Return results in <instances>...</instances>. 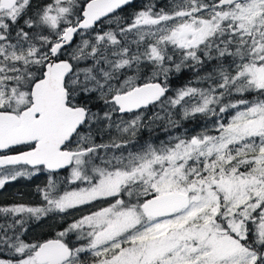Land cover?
<instances>
[{
    "label": "snow or ice",
    "instance_id": "6c2138e0",
    "mask_svg": "<svg viewBox=\"0 0 264 264\" xmlns=\"http://www.w3.org/2000/svg\"><path fill=\"white\" fill-rule=\"evenodd\" d=\"M131 3L0 0V189L49 173L42 205L0 206L13 217L0 225V253L11 254L0 264H264V0H172L128 22L116 14ZM102 21L115 29L83 38ZM182 68L195 81L165 101ZM154 104L164 116L149 124L175 126L168 109L179 107L213 129L141 140ZM109 199L55 239L22 238L25 218Z\"/></svg>",
    "mask_w": 264,
    "mask_h": 264
},
{
    "label": "rangeland",
    "instance_id": "374dc122",
    "mask_svg": "<svg viewBox=\"0 0 264 264\" xmlns=\"http://www.w3.org/2000/svg\"><path fill=\"white\" fill-rule=\"evenodd\" d=\"M172 2V1H171ZM171 5V3H170ZM123 14L122 11H118L117 12V16L123 18ZM131 22V21H128ZM109 27L115 29L116 25L115 23H112L111 25H109L108 21H102L101 24H97L93 29L89 30V32L87 34H85L83 36L84 39H90V38H94L95 34L97 31H100L101 28H103V30L107 31L109 30ZM133 36H129L128 39L131 40L133 39ZM81 42V35L79 33L76 34L71 48H68V51H71L72 48H75L77 44H79ZM135 47V46H133ZM173 71H175V69H173ZM201 75H203V72L200 73ZM161 80H163V77L160 78ZM192 81H195V74L192 75L191 77ZM207 86V85H206ZM176 94V92H175ZM170 96H166L165 99ZM100 107H102V104H99ZM97 109H95L94 111H96ZM172 113V119H174L175 117L181 116L182 117V112L180 110L179 107L175 108V109H171L168 110ZM155 113H160L161 116H164V113L158 112L156 110H151L149 107L147 108V110L144 112V127L146 129H150L153 126H157L160 123H166L168 122L167 118L162 119V120H157L155 123L149 124V118L152 117ZM140 112H133V113H126V114H119L117 113L114 116V119H116L117 121L119 120H131L134 118L135 115H139ZM232 113H230L231 115ZM212 123H208L206 124V126L204 128L207 129H213L214 126V120L212 119ZM93 128L95 129L96 126L93 125ZM140 129V130H141ZM82 132H86L87 131V126H85V128L83 130H81ZM118 135L116 132L115 127H113V129L111 130V134H108L107 132H105L104 137H103V141H101L99 139V137L97 138V142L101 143V142H107L109 139H111V137ZM126 140H132L131 134L125 135L123 137ZM70 169H68L69 173ZM45 172V171H44ZM48 176L49 174L46 172V174H42L41 172H37L35 175L30 176V177H25V178H18L16 181H12L7 183L2 189H0V200L8 194H11L13 201L9 204H5L2 206H8L14 203H25V204H29L32 206H39L43 204V199H42V195L38 192V188H43L47 182H48ZM40 180H42V184H40ZM41 186V187H40ZM124 199H127V197H123ZM112 201L109 199L107 201H99V202H94L91 206H82L79 207L77 209L74 210H69L67 212V214H60V215H54L52 213H49L46 216L41 217L39 220L35 219V218H25L26 219H31L32 220V224L28 225V227L24 228V232L27 236H31L33 237L34 235H36L39 231H43V230H47L51 227H57V225L59 224L60 221H62L63 219L69 218L67 225H69L73 218H79L80 215L86 214L88 211L90 210H95L98 207H103L106 206L107 203H111ZM64 228L61 227L59 229H57V233L62 231ZM23 232V233H24ZM74 236H72L73 240H76V235L73 234ZM28 242V241H27ZM6 252V251H5ZM6 254H10L8 252H6ZM0 258H5L7 259L5 256L4 257H0Z\"/></svg>",
    "mask_w": 264,
    "mask_h": 264
},
{
    "label": "trees",
    "instance_id": "16d2710c",
    "mask_svg": "<svg viewBox=\"0 0 264 264\" xmlns=\"http://www.w3.org/2000/svg\"><path fill=\"white\" fill-rule=\"evenodd\" d=\"M172 0H133L132 3L129 6L124 7L122 10L123 14V20L131 21L132 15L143 8L146 5L152 4L155 6L156 10H159L161 8L167 9L170 7V3ZM46 2V0H33V6L37 3ZM74 19V17H73ZM101 24V23H99ZM83 66V65H81ZM196 72L195 69L189 70L188 68H182L180 72L172 71L169 74V91L167 92L166 96L174 97L175 92L177 89L183 87L185 84L188 83V81L191 80L192 75H194ZM163 81V80H161ZM193 86L201 87L206 86L205 84H198L195 83ZM165 96V97H166ZM164 100L167 101V98ZM169 98V97H168ZM167 108V105H165ZM97 108H100L99 104H95L93 106V111ZM152 109L161 112V105L160 104H154ZM169 110V109H168ZM171 110V109H170ZM163 113V112H161ZM230 115V113H229ZM213 118L211 117H205L203 115H196L195 117H189L188 119H183L181 116L175 117L173 120L178 121V123L173 126L169 124V122L166 123H160L157 126H153L150 129L143 128L139 130L138 137L141 140H151L155 142L156 144H159L162 140H167L170 136H176V135H182L184 133H187L188 135H194L197 132H200L206 128V124L212 123ZM211 130V129H209ZM133 140V138H132ZM98 143V142H97ZM27 148L26 146H20L19 148H15L17 150ZM68 170H62L55 173V178L57 180V183L59 184L63 179L68 175ZM13 201L10 196L6 197L5 199L0 200V206L9 204ZM13 217L11 216H5L4 214L0 213V225H4L7 223H11ZM69 218L63 219L59 222L56 229L55 227H51L47 230L39 231L36 235L33 237L27 236L23 230L22 238L25 239L28 242H35V241H43L48 238H56L57 237V229L63 227L66 228L67 222ZM32 224L31 219H26L25 228L28 227V225ZM74 233H70L68 236L64 237L66 242H71L75 245L76 240L72 239V236ZM11 254H6V252L0 253V257H6L10 258Z\"/></svg>",
    "mask_w": 264,
    "mask_h": 264
},
{
    "label": "flooded vegetation",
    "instance_id": "af4514ba",
    "mask_svg": "<svg viewBox=\"0 0 264 264\" xmlns=\"http://www.w3.org/2000/svg\"><path fill=\"white\" fill-rule=\"evenodd\" d=\"M151 110H154V109H152V107H153V105H149L148 106ZM170 110V109H169ZM85 128V127H84ZM84 128H82L81 130H83ZM17 148V147H16ZM20 150H23V149H19V150H17V149H15L14 148V151L15 152H17V151H20ZM42 174H46V171L44 172V170H42V171H40ZM40 184H42V180H40ZM41 187V186H40Z\"/></svg>",
    "mask_w": 264,
    "mask_h": 264
},
{
    "label": "bare ground",
    "instance_id": "6f19581e",
    "mask_svg": "<svg viewBox=\"0 0 264 264\" xmlns=\"http://www.w3.org/2000/svg\"><path fill=\"white\" fill-rule=\"evenodd\" d=\"M96 26V25H95ZM76 36V35H75ZM18 148L20 147V146H17ZM16 148V147H15ZM23 149H27V148H23ZM62 170H68V168H65V169H62ZM62 170H59V171H62ZM59 171H56V172H59ZM47 172V171H46ZM48 173V172H47ZM49 174V173H48ZM8 196H10V198H12V196H11V194H8V195H5L2 199H5L6 197H8ZM1 199V200H2Z\"/></svg>",
    "mask_w": 264,
    "mask_h": 264
},
{
    "label": "water",
    "instance_id": "95a60500",
    "mask_svg": "<svg viewBox=\"0 0 264 264\" xmlns=\"http://www.w3.org/2000/svg\"><path fill=\"white\" fill-rule=\"evenodd\" d=\"M133 1V0H132ZM74 38H75V36H74ZM74 38H73V40H74ZM73 42V41H72ZM15 147H17V146H15ZM27 149H23V150H20V151H26ZM20 151H17V152H20ZM62 170V169H61ZM57 171H59V170H57ZM48 239H55V238H48ZM48 239H45V240H48ZM45 240H43V241H45ZM43 241H41V242H43Z\"/></svg>",
    "mask_w": 264,
    "mask_h": 264
}]
</instances>
